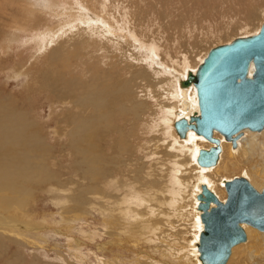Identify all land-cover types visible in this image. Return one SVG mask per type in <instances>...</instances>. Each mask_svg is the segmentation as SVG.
<instances>
[{
    "label": "rangeland",
    "instance_id": "374dc122",
    "mask_svg": "<svg viewBox=\"0 0 264 264\" xmlns=\"http://www.w3.org/2000/svg\"><path fill=\"white\" fill-rule=\"evenodd\" d=\"M45 1H50L49 4L53 7L47 8V4H44V7L49 9V14H46L47 24L51 22L58 27L57 23L67 21L66 16H75L73 10L76 8L69 9V3L75 5V1ZM91 1L100 7V0ZM113 2L115 3V0ZM41 3L43 4L44 0ZM138 3L135 11L132 10L135 12L136 30L150 29L145 32L146 40L154 38L153 40H158L162 44L160 47L169 51L173 57L186 54L192 61H196L197 56L215 45L229 42L237 36L255 33L264 21V0H139ZM30 4L36 5L35 9L43 10L36 0H11L0 5V99L4 102L7 100V107L25 111L35 123L42 142L44 139V143L50 145L45 165L53 176L40 184L28 186L29 198L21 209L15 211V218L21 226L16 230L18 235L6 234L0 230V264H6L9 259L11 264H193L187 262L186 252L180 253L181 248L188 250L191 243L189 236L193 234L191 231H196L193 226H190L191 230L187 226L192 223L194 204L192 200L188 201L191 197L188 194L185 196V193L189 191L191 194V189L187 187L185 192L177 191L178 185L174 178H171L174 175L178 178V183L187 182L178 175L179 168L173 167L179 159L177 153L182 151L178 145L174 146L178 136L168 126L164 127L166 132L161 128L157 129V118L167 117L160 116L161 104L165 100L158 95L160 91L155 86L152 89L148 87L150 82L155 81L150 72L148 73V59L144 58V62H129L136 65L133 69L137 68L141 73L147 72L149 79L147 84L142 79L143 85L140 86V78L135 82L131 80L133 83L130 81L137 100L126 102L124 106L130 107L140 103L139 117L136 118L130 110L125 112L124 116H117L116 124L123 127L124 135H121L128 137L123 140L126 145L122 150L118 147V131L101 132L102 136L95 141L99 146V154H103L101 160H106V164L104 162V165H99L104 176L91 180L84 175L85 171L78 163L80 155L73 152L70 136L66 133L68 128L65 125L69 124H65L63 117L69 114L72 103L63 105L55 98L52 101V93L55 96L64 93L58 84L61 75L53 73L57 81L54 78L50 82V69L44 63V57L47 56L40 54L31 59V38H35V34H43L45 38L51 34L47 30L50 28H45L48 26L46 24L25 32L20 25H14L12 34L15 35L13 31L18 30L19 37L2 38L5 35L2 34L3 29L11 28L13 23L8 10L16 11V6L22 8ZM139 10H143V14L138 15ZM60 16L63 18L59 19ZM72 19L75 20L76 17ZM2 23H5V26ZM44 28L46 30L43 32ZM64 38L61 37L59 41L52 43L50 51L57 52ZM40 40L35 42L36 47ZM160 54L162 60V50ZM19 62H25L29 71L16 72L14 68L19 67ZM101 68L106 70L102 64ZM79 73L80 71L71 66L70 72L64 76L79 77ZM126 75L130 79L132 73ZM89 77L86 75L81 79L88 80ZM167 78L168 75L164 72L160 76L162 92ZM171 102L169 109L174 103ZM158 105H161L160 111ZM130 132L135 133L129 134ZM215 136L223 137L220 134ZM165 138H169L168 142ZM197 141L196 138V141L188 144L193 147ZM205 141L206 143H199V147L209 144ZM182 161L178 160L177 164L182 165ZM188 161L193 162L194 166L197 164L191 158ZM185 167L188 168V164H185ZM44 169L47 172L45 167ZM220 173L223 176L219 174L218 181H222L223 177L228 180L235 176H246L239 173V170ZM168 175H171L168 179L171 187L166 189L164 183L167 182ZM183 175L188 176L189 172L185 169ZM153 181H156V184ZM218 187H221V184H218ZM224 193L226 195L225 189ZM123 199H127L129 203ZM260 247L256 244L251 247L249 244L236 246L228 264H264L262 243ZM250 254L252 259H249Z\"/></svg>",
    "mask_w": 264,
    "mask_h": 264
},
{
    "label": "bare ground",
    "instance_id": "6f19581e",
    "mask_svg": "<svg viewBox=\"0 0 264 264\" xmlns=\"http://www.w3.org/2000/svg\"><path fill=\"white\" fill-rule=\"evenodd\" d=\"M0 1H2V4H7L11 0L7 2H3V0ZM40 1L43 2V0ZM65 1H75V5L69 3V9L73 10V7H75L77 11L81 13L79 14L74 8L75 10L73 11H75V16H66L67 21L63 23L59 20L60 22L57 23L58 27L51 22L47 24L48 20H46V14H49V9H46V7L53 8L50 6L51 4H49L50 1L44 0L42 4L36 0L39 6L43 7V10L35 9L34 7H36V5L34 4L23 6L22 8L16 6V11L9 9V18L12 19L11 22L13 23L11 24L12 27L10 26L11 28H7L8 30L3 29L4 32H2V34L5 33V35L2 38L10 39L12 37H19L18 30L13 31L15 35L12 34L14 25H20L25 32L35 30L34 28L45 26L46 24L48 26H45V28H50L47 30H49L51 34L45 36V38H43V34H41V37L34 32L35 38H31V45H33V50L30 54L32 55L31 59L37 58L40 54L47 56L44 57V63H46L47 67L50 69V82L54 78L57 81L53 73L61 75V81H58V84L64 93L58 94L57 96L52 93V101H54L55 98L63 105L65 103H72L69 114L63 117L65 124H69L65 125L66 128H68L66 133L70 136V146L73 152L76 155H80L78 156L80 157L78 163L82 166V169H84V175L88 176L91 180L104 176L99 165L104 162V164H106V160H101L103 154H99V150H97L99 146L95 141L102 136L101 132L108 133L109 131H118L120 134L117 136V141L115 139V141L119 143L118 147H121L122 150L126 145L123 140L127 136H123V127L116 124L117 116H124V113L130 110L136 118L139 117L140 103H135L130 107L124 106L126 102L137 100L130 85V81L133 80L135 82V80L140 78V86L143 85L141 84L142 79H144V83L146 81V84L147 79H149L146 71V73H141L139 69H133L136 65L129 62H141L145 60L144 58L148 59V67H146L149 69L148 73L150 72L152 79L155 80L154 83L150 82L148 87L152 89V87L155 86L156 89L160 91L158 95L165 100V102L161 104L162 111L160 116L167 117L157 118V129L161 128L163 132H166L164 127L168 126L172 128L171 131H175L174 134L178 136L179 139H175L174 146L178 145V148L182 150L180 153H177V156L179 161H183L181 165L177 164V160L173 167L179 168L177 169L178 175L182 176L183 181L185 180L187 182H181L180 184L178 183V178L174 177V175L171 178H174V181L178 185V187L175 186L178 188L177 191L182 190L185 192L187 187L189 190L191 189V194H189L187 189L186 191L188 193L186 192L185 196H187L186 194L190 195L191 199L188 201L192 200L194 204V208L192 207L194 212L191 214L193 215L191 216L192 223L187 226H193V230L195 229L196 231H191L193 234L191 233L192 235L190 234L191 236H189L191 243L189 244L190 247L188 250L187 248H181L180 253L186 252L185 254L188 255L187 262L201 264L197 249L199 232L203 227L200 220L201 210L197 207L199 202L197 195L201 193V185H207L221 201H224L226 198L224 193V181L226 179L223 177L221 178L222 181H218V176H223L220 172L227 173V171L239 170V173L246 174V176L244 175L242 177L247 180L249 179L248 181H250V184L256 190L261 191L264 188V127L261 130L243 129L240 134L241 136L237 139L238 141L236 140L235 142V146H232L233 141L231 139H226L221 134L220 135L223 136L221 138L215 136L219 133L217 132V134L216 131H214L213 136L220 140L221 151L219 154V161H217L215 166H203L198 164L196 157L199 149H201L202 146L203 148H209L213 146L214 143L207 140L202 135L197 134L192 129H189L186 135L181 137L176 132L174 123L181 117L189 118L193 112L196 113L199 111L195 87L192 84L181 86L180 81L186 78L189 71H196L197 66L201 63L208 50H206L204 54H201L202 56H197L198 58L196 61H192L186 54L173 57L169 51L160 47L162 44H160L157 39L158 43L153 40L154 38L146 40L145 32H149L150 27L148 26L149 30L143 28H138L136 30L135 27L136 18L134 19V9L139 4V0H115V3L113 0H100V7H97L91 0ZM55 2L57 3L58 1ZM2 4L0 5L2 6ZM44 4H47L46 7H44ZM83 4H85V6H83ZM28 7L31 8L28 9ZM132 10L134 11L132 12ZM140 14H143V10H139L138 15ZM75 17L76 19L73 20L72 18ZM62 18L63 16H60L59 19ZM2 24L5 26V23ZM45 28L42 30L43 32L46 30ZM259 29L257 28L256 32H258ZM247 31L246 29V33ZM250 34L254 33H249V35ZM61 37L65 38L61 40L58 51L51 52L50 45L55 41H59ZM39 39L41 40L39 41L38 47H36L35 42ZM42 41L43 44L41 45ZM161 50L163 53L162 60L160 58ZM101 64L106 70L101 68ZM71 66H74V69L80 71L79 77L64 76V74L70 72ZM14 70L19 73H24L28 72L29 68L26 67V63L24 62L21 63L19 67L14 68ZM163 72L168 75V78L162 92L160 76ZM128 73H132L130 79L127 78L126 74ZM86 75L90 76L89 79L82 80L81 78ZM122 75H124V78H122ZM155 76L158 77L155 78ZM149 96L154 98L151 95ZM6 101L7 100H5V102ZM171 101L174 103L171 105L172 108L169 109ZM5 102L3 99H0V230L6 234L12 233V235H18L16 230H18L19 227L21 228V226L19 225L18 219L16 220L15 218L17 217L15 211L21 209L27 198H29L30 188H28V186H30V184H40V182H43L45 179L48 180L52 178L53 175H51L45 165L47 153L50 151V145L46 142L45 144L44 139L42 142V137L38 134L35 123L29 119L25 111L18 108L7 107L8 104ZM160 106L158 105L159 111ZM131 130L133 131L132 128ZM56 133H58V131H56ZM133 133L130 132L129 134ZM237 136L239 135H235L234 137ZM168 137L171 138V136ZM196 138L198 141L191 147L192 145L190 146L188 142L193 140L196 141ZM168 139L165 138L166 142H168ZM205 140H207L209 144L207 146L206 144L200 145L199 147V143H206ZM128 143L129 141L127 144ZM190 150L191 152H189ZM118 151H120V149ZM190 158L193 159V161L195 160V164L197 163L198 165L196 164V166H194L193 162L190 163L188 161ZM185 164H188V168L185 167ZM44 167L47 169V172ZM167 168H169V166ZM185 169L189 172L188 176L183 175ZM212 170H214V172H212ZM192 171L194 174H192ZM169 176L171 175L167 176V182L164 183L166 189L171 187L168 184ZM228 180H231V178ZM175 182L173 183L175 184ZM153 183L156 184V181H153ZM218 184H221V187H218ZM170 190L171 189H169V191ZM174 193H176V191H174ZM170 194L173 193L170 192ZM173 200L174 199H172V201ZM127 202L128 200L126 203ZM211 204L213 205V203ZM241 226L243 227L246 238L244 241L231 248L230 256L233 253V248L244 244H249V247L256 244L258 248H261L260 243H262L263 252L264 232H260L257 228L246 223L241 224ZM191 228L192 227H190V230ZM252 258L253 256L250 254L249 259ZM10 261L9 259L6 264H11ZM12 264L15 263L13 262Z\"/></svg>",
    "mask_w": 264,
    "mask_h": 264
},
{
    "label": "water",
    "instance_id": "95a60500",
    "mask_svg": "<svg viewBox=\"0 0 264 264\" xmlns=\"http://www.w3.org/2000/svg\"><path fill=\"white\" fill-rule=\"evenodd\" d=\"M190 84L195 87L199 111L177 119L174 127L181 137L192 129L213 142L199 149L196 157L198 164L213 166L221 151L214 131L235 146L243 129L264 127V21L254 34L211 47L196 71L180 81L181 86ZM224 186V201L205 184L197 195L203 224L197 242L201 264H227L231 248L246 238L241 224L264 232V188L256 190L242 176L225 180Z\"/></svg>",
    "mask_w": 264,
    "mask_h": 264
}]
</instances>
